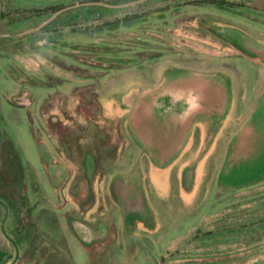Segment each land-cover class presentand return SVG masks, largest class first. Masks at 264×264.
<instances>
[{"label": "rangeland", "instance_id": "1", "mask_svg": "<svg viewBox=\"0 0 264 264\" xmlns=\"http://www.w3.org/2000/svg\"><path fill=\"white\" fill-rule=\"evenodd\" d=\"M91 1L0 0V233L7 241L0 264L29 252L54 264H264V221L257 222L264 214V0H233L242 15L208 19L219 30H192L186 44L173 43L212 68L218 85L209 77L185 79L187 71L173 73L172 81L191 90L207 84L208 102L221 111L185 132L180 145L176 133L164 140L150 132L138 147L122 117L139 96L133 87L153 81L156 67L177 56L153 51L130 66L80 64L76 51L58 42L51 8ZM37 24L39 32L26 34ZM93 79L108 80L99 121L85 110L78 125L61 118L72 145L90 147L101 161L95 165L87 153L58 159V102L75 107L78 97L70 93ZM154 111L163 114L162 107ZM119 121L121 143L113 126ZM57 165L64 172L59 182L48 170ZM77 185L90 192L89 204L76 199Z\"/></svg>", "mask_w": 264, "mask_h": 264}, {"label": "flooded vegetation", "instance_id": "2", "mask_svg": "<svg viewBox=\"0 0 264 264\" xmlns=\"http://www.w3.org/2000/svg\"><path fill=\"white\" fill-rule=\"evenodd\" d=\"M235 3L237 2L233 0H95L89 3V7L87 5L85 8H81L78 4L52 7L51 11L56 10L51 16L56 14V19L58 18V42H61L60 45L65 47H72L76 51L75 60L80 64L100 67L104 62L116 63L123 61L130 66L141 62L144 58L156 55L149 52L174 53L177 57H170L169 60L162 62L158 66L159 68L156 67L153 72L155 74L153 81L145 82L141 80L142 83L136 82L137 85H134L135 87L133 88L139 96L130 105L127 104L125 114L122 117L124 118L123 122H126L127 130L135 139L134 142L137 147L143 144L141 137L150 132L159 133L164 140L172 133H176L173 137L177 139V145H180L183 142L185 132L199 124L206 126L205 120L213 122L211 113L218 114L221 109L220 106L208 102L209 87L207 84H198L195 87L197 89L191 90V88H183L172 81L173 73L187 71L188 75L183 77L185 79L210 78L213 86L217 87L218 85L217 80L210 76L214 75L212 68L199 64L187 53L183 54V51L179 50L178 46L175 47L173 43L179 41L180 43H177L179 45L186 44L188 38H190L189 33L192 30L198 31L201 36H207L209 34L208 31L219 30V28L212 29L210 26L212 22H209L208 19L216 20L218 17H222L223 13L231 16L242 15L234 7ZM67 8L70 9L67 10ZM207 8L210 11L204 10ZM44 9L46 10L47 8ZM2 13V4H0V36L4 35ZM60 18L63 21L60 22ZM198 18L205 23L203 25L200 24ZM39 25L37 24L29 31H26V34L39 32L41 30ZM234 27L235 25L232 29ZM67 35L72 37V43L63 41V37ZM100 36L102 39H98L99 42L95 41ZM213 36L217 38V35L214 34ZM203 41L208 45L213 43L212 37H203ZM215 43L217 44V41ZM196 45L200 46L199 43ZM134 49L135 51H133ZM136 51H139V53L128 54ZM248 54V52L244 53L245 56H248ZM112 56L116 57L112 58ZM178 57L179 59L177 60L179 61H176ZM188 57L191 59H187ZM93 80L95 85L87 83L82 89L76 87L70 93L78 97V103L75 107L73 106L74 103L69 104L65 101L60 105L58 102V159H65L69 162V157L74 159L78 153H87L93 156L95 165H98V162L101 161L98 152L90 147L72 145L73 143L68 140L67 134L63 133V126L66 127V124H68L66 122H70V124L79 123L78 111L83 113L85 110L87 116L91 115L92 120L96 119L99 121L96 118V111L102 108L101 99L104 94V86L108 80L103 79L100 82ZM176 87L181 88L180 91ZM133 88H131V91ZM187 99H189L190 105ZM182 103L186 105L183 112L181 111V113L174 115L172 113L168 114V111ZM158 107L163 109V112H160L163 113L160 118L159 114L156 116L154 114V110ZM61 116L67 117L66 122L62 123L63 118ZM121 123L122 121H119L118 124L115 125L114 123L113 125L116 129L115 133L117 134V139L119 138V143H121L119 135ZM101 126L104 131H109L110 129V126L105 123ZM71 127L76 126L71 125ZM249 145V148L256 147L257 141ZM249 152L250 150H248L247 155ZM56 164L58 163L56 162ZM48 170L49 177L52 179L56 177L55 181L58 179L59 182L60 177L64 173L60 167L57 165L55 169H52L51 166H48ZM74 192L76 199H85L88 204L91 202L88 197L90 194L88 190L80 186ZM69 220H71V217ZM6 244L7 241L0 233V246H7ZM16 259L17 257L14 259L9 257L2 264H54L52 257L31 255L30 252L18 262H16Z\"/></svg>", "mask_w": 264, "mask_h": 264}, {"label": "trees", "instance_id": "3", "mask_svg": "<svg viewBox=\"0 0 264 264\" xmlns=\"http://www.w3.org/2000/svg\"><path fill=\"white\" fill-rule=\"evenodd\" d=\"M262 210L264 211V208ZM260 218V221H264V214Z\"/></svg>", "mask_w": 264, "mask_h": 264}, {"label": "clouds", "instance_id": "4", "mask_svg": "<svg viewBox=\"0 0 264 264\" xmlns=\"http://www.w3.org/2000/svg\"><path fill=\"white\" fill-rule=\"evenodd\" d=\"M26 70H27V68H26Z\"/></svg>", "mask_w": 264, "mask_h": 264}]
</instances>
